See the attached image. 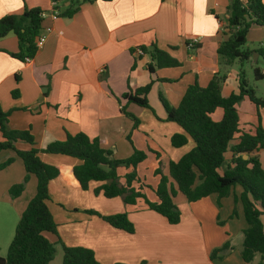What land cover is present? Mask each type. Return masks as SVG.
<instances>
[{
	"label": "crops",
	"instance_id": "crops-1",
	"mask_svg": "<svg viewBox=\"0 0 264 264\" xmlns=\"http://www.w3.org/2000/svg\"><path fill=\"white\" fill-rule=\"evenodd\" d=\"M230 2L0 0V17L20 15L25 8H40L43 11L40 32L46 35L43 45L28 62L10 55L17 52L14 33L9 32L0 38V106L9 113L8 127L30 129L37 148H43L54 140H63L66 134L83 132L90 138H98L101 146L110 149L115 158L130 156L133 147L143 151L150 149L153 153L162 151L160 156L166 168L169 160L178 159L193 143L189 141L179 148L171 146V135L181 129L176 123L165 120L164 103L176 106L188 85L197 82L205 86L216 72L224 75L220 85L222 96L227 97L238 90V74L233 70L228 74L231 72L229 66L236 61L225 64L217 53V47L227 36L224 31ZM75 7L77 9L71 15H65L68 9ZM194 37L199 38L198 43L189 46ZM254 41H259L260 45L255 47ZM263 42L264 26L252 25L245 46L252 51L250 60L255 63L261 57L256 49ZM153 45L169 53L180 64L176 67L155 68L151 73L147 65L154 62L146 50ZM142 47L146 49L142 53L130 51L142 50ZM136 57V66L131 70ZM150 81L152 84L146 97L151 109L126 103L120 98L130 89L144 86ZM14 89H17L15 96L12 95ZM244 99L239 104H245ZM121 106H125L128 112L139 119L136 128H133V121L120 111ZM245 106L250 111V118L246 122H239L240 129L252 131L258 114L264 128V108ZM221 115V109H217L212 118L219 120ZM238 135L231 143L238 141ZM141 140L150 142V145L145 147ZM17 144L19 149L30 147L24 143ZM1 152L0 162L13 156V152ZM252 155L259 159L264 170V149L256 150ZM39 156L45 163L52 165L72 167L80 164L78 159L63 154L39 153ZM150 157L153 155L149 152L136 170ZM230 157L231 152H226L224 166ZM20 168L14 158L12 163L0 170V248L11 239V227L8 226L11 220L16 223L36 191V178L30 175L22 193L16 198L10 197L9 187L24 177V166ZM124 170L127 173L132 168ZM123 180L121 177L120 181ZM100 184L90 181L88 189L84 190L69 185L61 176L50 180L47 204L58 224L56 235L45 233L51 242L55 244L61 241L66 246L88 247L94 251L100 264H140L143 260L146 264L257 263L256 257L252 263L244 262L240 250L233 248L238 245L239 239L242 243V231L246 228L239 200L236 202L241 207L244 220L237 216L236 221L231 219L228 222V242L232 250L217 261L211 260L209 256L211 250L218 246L209 247L200 219L204 216L205 221H212L210 236L211 230L216 232L213 217L209 219V214L205 215L207 208L211 213L218 212L216 194L194 202H188L183 197L180 204L185 212L181 213L179 223L169 224L163 216L149 210L142 198H138L135 204H125L120 197L106 198L101 193L94 194L93 189ZM241 191L239 186L234 187L228 196L223 197L226 217L232 213L233 196H238ZM147 198L156 200L153 192L152 198ZM85 210H95L105 215L126 212L134 224V232L114 228ZM260 219L264 228V214ZM64 223H68L67 227L62 225ZM179 229L183 231L179 232ZM199 231L204 233L200 246H180L182 241L190 237L193 243L196 242Z\"/></svg>",
	"mask_w": 264,
	"mask_h": 264
},
{
	"label": "trees",
	"instance_id": "trees-1",
	"mask_svg": "<svg viewBox=\"0 0 264 264\" xmlns=\"http://www.w3.org/2000/svg\"><path fill=\"white\" fill-rule=\"evenodd\" d=\"M76 9L77 7L68 9L65 15H71ZM42 12L37 7L25 8L20 15L7 14L0 17V38L9 32L14 33L17 38V52L10 55L22 61L35 56V38L41 30ZM254 24L264 26V0H247L245 4L239 0H231L224 31L227 36L217 47V53L224 59L225 64L237 61L242 66L250 59L252 51L245 44L248 31ZM138 50L140 49L130 51L135 53ZM145 50L142 47L139 53ZM146 52L154 62L147 65L151 73L155 68L176 67L180 64L176 58L154 45ZM256 52L264 59V42ZM136 60L137 57L133 59L131 70L135 68ZM253 71L256 79L263 78L259 67H255ZM223 79L224 75L220 76L216 72L205 86L197 82L188 85L176 106L164 103L165 120L176 123L181 129L171 135V146L179 148L189 141L193 146L178 159L168 161V176L163 175L158 162L154 169L158 183L151 188L156 197L155 201H150L142 192L143 183H139L138 188L132 185L133 181H140L135 169L147 157L145 151L133 147L130 156L115 158L110 149L101 146L98 138H90L83 132L66 134L63 140H54L43 148H37L30 129L8 127L9 113L3 111L0 106V152L13 150L21 159L25 170L22 181L9 187L10 197L16 198L22 193L30 175L36 178L35 194L22 211L6 256H0V264H48L54 258V243L45 233L57 234L58 224L49 210L47 201L48 184L58 176L63 177L69 185L84 190L88 189L90 181L101 182L93 189L94 194L101 193L106 198L120 197L125 204H135L138 198H142L149 210L163 216L169 224H177L180 221L181 212L173 201L177 191L184 195L188 202H194L210 194H216L217 198L221 199L228 196L235 186H239L242 191L238 196L234 195V200L241 202L246 222V228L242 231L240 255L246 263H252L259 255L256 264H264V228L260 219L264 214V170L259 159L252 155L254 151L264 149V128L260 124L258 114L252 131L241 130L236 109V104L244 98L257 108H264V98L255 95L242 69L238 73L237 92H232L227 97H223L220 92ZM151 84L150 81L144 86L130 89L120 95V98L126 103L150 108L146 96ZM16 94L17 89H14L12 95ZM217 109H221L222 115L219 120H214L212 114ZM120 111L133 121V128H136L139 119L128 112L125 106H121ZM236 135L238 141L233 144L231 141ZM127 138L131 142L129 135ZM16 143H24L30 147L19 149ZM228 151L231 152V157L224 166L225 153ZM39 153L67 155L78 159L80 164L72 167L47 164L40 158ZM155 153L156 157L160 156L159 152ZM12 161L13 157L1 161L0 170ZM121 166L132 168L124 175V182L120 181L117 174V169ZM85 211L97 215L114 228L128 233L134 232V224L126 212L105 215L95 210ZM59 242L63 250L61 264H100L92 249L84 246H66ZM231 250L232 246L227 241L212 250L209 258L223 259ZM140 264H146V261L143 260Z\"/></svg>",
	"mask_w": 264,
	"mask_h": 264
},
{
	"label": "rangeland",
	"instance_id": "rangeland-1",
	"mask_svg": "<svg viewBox=\"0 0 264 264\" xmlns=\"http://www.w3.org/2000/svg\"><path fill=\"white\" fill-rule=\"evenodd\" d=\"M252 43L254 44L255 47H258L260 45L259 41H254ZM255 67H259L261 70L262 69L264 70V59L262 57L259 58L257 63H255V62H253L252 60L249 59L242 66H240L239 62L236 61V62H234V64L229 66L228 69L231 70V72H229L228 74L232 73V70L235 71L238 74L240 69H242L244 71L245 79H246L248 85L251 86L254 89L255 95L258 96V97H264V78H262L260 80L255 78L254 71H253ZM220 76H222V74ZM223 97H226V96H223ZM244 101H245V104L251 106L252 109H255V106L252 103H250L247 99H244ZM245 104H239V103L236 104V106H237L236 109H237V113H238V120H239L240 123L246 122L247 118L248 119L250 118V111H248V108H246ZM259 108H261V107H259ZM140 135H143V134L141 133ZM143 137L144 136H140V138H143ZM136 140H138V139L136 138ZM141 141L143 142L145 147L150 145V142H147L145 140H141ZM5 151H9L11 153L13 152V156L12 157L17 159V161L19 162V165L21 167L20 169H23L22 162H21L20 158L18 156H16L15 152L13 150H5ZM145 152L147 154L150 152V155H153V157L152 158L150 157L148 160H146L144 163H142L139 166V168H137V170L135 169L137 177L140 179V181L139 182L133 181L132 185L135 188H138L139 183H143L144 187L142 189V192L147 197L152 198V192L153 191H152L151 188L155 187V185L158 183V176L154 174V168H156L157 165H158V162H160V170L163 173V175H166V176H168V169H167V167L166 168L163 167L164 163H163V158H161V156L156 157L155 153H153L150 149H149V151H148V149L145 150ZM1 153H3V151ZM160 153L163 154L162 151ZM118 168L119 169H117V174H118L119 178L122 177L124 179V175L126 174V173H124L125 172L124 169L128 168V167L121 166V167H118ZM22 171L24 173V170H22ZM129 172H127V173H129ZM24 175H25V173H24ZM31 177H33L35 179L34 175H31ZM123 182H124V180H123ZM174 187H175V185H174ZM235 187H238V186H235ZM146 191H147V193H146ZM183 197L184 196L179 191L176 192V195L174 197V202H175L176 206L179 208L181 213L185 212L183 206L180 204V199H184ZM216 199H217V202H216L215 206H216V209H218L217 213L216 212L215 213H211L212 211L210 209H208V208L205 209V215L209 214V216H208L209 219H212V217H213V223H215V225H216L215 226L216 227V230H215L216 232L211 230V236L209 235V227H210V224H212V221L207 222V221H205V217L204 216L200 217V219L203 222V226H204V230H205V238H206L207 244L211 248H212L213 245H217L218 246V247H216L214 249H217V248L221 247L225 242L229 241L230 237L228 238L229 233L227 231L228 222L231 219L233 221H236L235 219H237V216H239V217H241V219H243L241 207L234 200V196H233V199H232L233 203H231V207L234 209V213L233 214L231 213V216H229V217H226L224 215L225 207H223V203H222V199L223 198H221V199L216 198ZM219 209H221V210L219 211ZM202 215H204V214H202ZM18 220L19 219H17L16 223L14 222V220H11V225H8L9 228L11 227L10 228L11 239H10L9 243L11 242V240L13 238L15 226H16ZM66 224H68V223H64L62 225L66 226ZM178 231L182 232L183 230L179 229ZM212 233H215V234L212 235ZM203 234L200 231H199V233H197V239H196L197 243L196 242L193 243L194 240H193L192 237H190V239H186L184 242L182 241L180 243V246H191V247H193L194 245H197L196 247L200 246V244L202 243ZM48 235L51 236V234H49V233H48ZM9 243L7 245H5V246L0 248V250H1L0 252H1V254H3L2 257L6 256L7 248H8ZM54 247H55V254H54V258H53L54 260L52 259L53 261L50 262V264H61L62 255H63L62 246H61L60 243H55ZM241 247H242V244H241V240L239 239L238 245H235V247H233V248L237 249V250L238 249L241 250ZM214 249H212V250H214ZM212 250H211V252H212ZM214 260L220 261L221 259L219 257H215ZM258 260H259V255L256 256L255 262H258Z\"/></svg>",
	"mask_w": 264,
	"mask_h": 264
},
{
	"label": "built area",
	"instance_id": "built-area-1",
	"mask_svg": "<svg viewBox=\"0 0 264 264\" xmlns=\"http://www.w3.org/2000/svg\"><path fill=\"white\" fill-rule=\"evenodd\" d=\"M239 1L242 2L243 4H245L247 0H239ZM41 16L43 17V13L41 14ZM47 30H49V29H47ZM45 39H46V35L42 32H39V34L35 38V44H36L37 49H39L43 45ZM198 41H199L198 37L192 38L190 43H189V46L195 45L196 43H198ZM139 52H140V50H138V53ZM30 60H31L30 58L24 59V61H26V62H28ZM262 72H264V70H262Z\"/></svg>",
	"mask_w": 264,
	"mask_h": 264
},
{
	"label": "water",
	"instance_id": "water-1",
	"mask_svg": "<svg viewBox=\"0 0 264 264\" xmlns=\"http://www.w3.org/2000/svg\"><path fill=\"white\" fill-rule=\"evenodd\" d=\"M245 157H247V156L245 155Z\"/></svg>",
	"mask_w": 264,
	"mask_h": 264
}]
</instances>
